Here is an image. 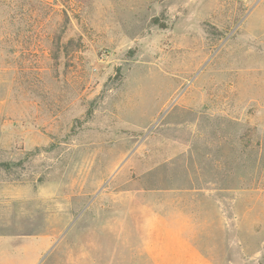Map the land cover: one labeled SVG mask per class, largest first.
<instances>
[{
    "label": "rangeland",
    "instance_id": "obj_1",
    "mask_svg": "<svg viewBox=\"0 0 264 264\" xmlns=\"http://www.w3.org/2000/svg\"><path fill=\"white\" fill-rule=\"evenodd\" d=\"M0 264H264V0H0Z\"/></svg>",
    "mask_w": 264,
    "mask_h": 264
},
{
    "label": "crops",
    "instance_id": "obj_2",
    "mask_svg": "<svg viewBox=\"0 0 264 264\" xmlns=\"http://www.w3.org/2000/svg\"><path fill=\"white\" fill-rule=\"evenodd\" d=\"M47 1H50V0H47Z\"/></svg>",
    "mask_w": 264,
    "mask_h": 264
}]
</instances>
